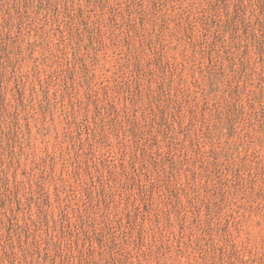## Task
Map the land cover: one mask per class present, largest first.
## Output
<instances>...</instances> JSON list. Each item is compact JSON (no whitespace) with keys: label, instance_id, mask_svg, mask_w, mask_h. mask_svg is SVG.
Returning <instances> with one entry per match:
<instances>
[{"label":"rangeland","instance_id":"rangeland-1","mask_svg":"<svg viewBox=\"0 0 264 264\" xmlns=\"http://www.w3.org/2000/svg\"><path fill=\"white\" fill-rule=\"evenodd\" d=\"M0 264H264V0H0Z\"/></svg>","mask_w":264,"mask_h":264}]
</instances>
